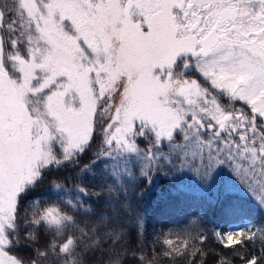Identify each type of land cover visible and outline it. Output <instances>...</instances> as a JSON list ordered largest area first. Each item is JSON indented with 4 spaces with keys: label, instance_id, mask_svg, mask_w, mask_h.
I'll use <instances>...</instances> for the list:
<instances>
[{
    "label": "snow or ice",
    "instance_id": "snow-or-ice-1",
    "mask_svg": "<svg viewBox=\"0 0 264 264\" xmlns=\"http://www.w3.org/2000/svg\"><path fill=\"white\" fill-rule=\"evenodd\" d=\"M221 170L264 210V0H0V264H264V222L142 239L141 185Z\"/></svg>",
    "mask_w": 264,
    "mask_h": 264
},
{
    "label": "trees",
    "instance_id": "trees-1",
    "mask_svg": "<svg viewBox=\"0 0 264 264\" xmlns=\"http://www.w3.org/2000/svg\"><path fill=\"white\" fill-rule=\"evenodd\" d=\"M224 180L233 182L230 175L225 170H221L207 187L200 185L190 174L174 179L156 176L149 188L141 185L147 192L141 202V210L146 209L147 237L142 239L148 248H152L155 238L163 239L161 234L179 231L189 215L194 213H207L205 228L209 231L212 229L223 232L240 229L247 231L250 221L252 224L264 222V210L259 208L243 189H239L237 208L225 211L221 205L217 204L215 185L218 181ZM44 187L41 186L38 191H43ZM21 254L30 255L24 249L21 250ZM177 264H183V262L177 261Z\"/></svg>",
    "mask_w": 264,
    "mask_h": 264
},
{
    "label": "rangeland",
    "instance_id": "rangeland-1",
    "mask_svg": "<svg viewBox=\"0 0 264 264\" xmlns=\"http://www.w3.org/2000/svg\"><path fill=\"white\" fill-rule=\"evenodd\" d=\"M226 171V170H225ZM227 172V171H226ZM228 175H230L228 172H227ZM231 177V176H230ZM232 178V177H231ZM233 179V178H232ZM233 183H235V181L233 180ZM240 226V225H239Z\"/></svg>",
    "mask_w": 264,
    "mask_h": 264
}]
</instances>
